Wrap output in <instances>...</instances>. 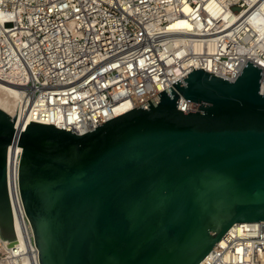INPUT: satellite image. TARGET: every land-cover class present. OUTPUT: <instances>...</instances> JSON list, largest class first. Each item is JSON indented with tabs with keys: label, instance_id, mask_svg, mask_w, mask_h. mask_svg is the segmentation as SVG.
<instances>
[{
	"label": "water",
	"instance_id": "obj_1",
	"mask_svg": "<svg viewBox=\"0 0 264 264\" xmlns=\"http://www.w3.org/2000/svg\"><path fill=\"white\" fill-rule=\"evenodd\" d=\"M88 133L30 122L0 88V239L21 253L9 145L39 264H199L235 224L264 221V69L192 70ZM183 99L198 105L178 110Z\"/></svg>",
	"mask_w": 264,
	"mask_h": 264
},
{
	"label": "built area",
	"instance_id": "obj_2",
	"mask_svg": "<svg viewBox=\"0 0 264 264\" xmlns=\"http://www.w3.org/2000/svg\"><path fill=\"white\" fill-rule=\"evenodd\" d=\"M263 9L264 0H0V88L19 101L14 129L35 122L82 135L121 115L117 105L136 108L210 64L233 82L252 62L248 21L261 12L264 22ZM231 11L244 14L225 19ZM21 152L17 142L6 155L21 253L0 239V264H39L18 187ZM263 242L233 225L199 264H264Z\"/></svg>",
	"mask_w": 264,
	"mask_h": 264
},
{
	"label": "bare ground",
	"instance_id": "obj_3",
	"mask_svg": "<svg viewBox=\"0 0 264 264\" xmlns=\"http://www.w3.org/2000/svg\"><path fill=\"white\" fill-rule=\"evenodd\" d=\"M239 13H241L242 15L244 14L243 12H238V13H234L233 11L226 12L225 19H227V17H230L231 15H234L233 17L236 18L237 15H239ZM262 13L264 14V9L262 10ZM260 14L261 12H259L258 15L250 18V20L248 21V23L252 26V28L256 32V34L254 35L255 38L252 39V45L250 48L251 52L248 54L250 55L249 57L251 61L254 62V64H256L257 66H264V22ZM208 47H209V51H212L213 43L211 41L209 42ZM197 48L198 45L196 44L195 50H197ZM226 68L227 67H214L213 65L210 64L205 68V70L211 73L215 72L216 75L224 77L223 74L227 71ZM131 108H132L131 104H129L128 102H124L120 105H117L115 109V113L116 115H119L130 110ZM234 228H237L238 232H244L246 230L250 233L251 236H257L258 238L264 241V221L253 222V223H238L234 225ZM14 231L18 239V241H16L18 244L19 242L22 241L23 235L16 221L14 222Z\"/></svg>",
	"mask_w": 264,
	"mask_h": 264
}]
</instances>
